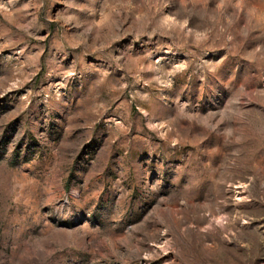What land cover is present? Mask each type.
I'll return each instance as SVG.
<instances>
[{
  "label": "rangeland",
  "instance_id": "obj_1",
  "mask_svg": "<svg viewBox=\"0 0 264 264\" xmlns=\"http://www.w3.org/2000/svg\"><path fill=\"white\" fill-rule=\"evenodd\" d=\"M0 264H264V0H0Z\"/></svg>",
  "mask_w": 264,
  "mask_h": 264
}]
</instances>
